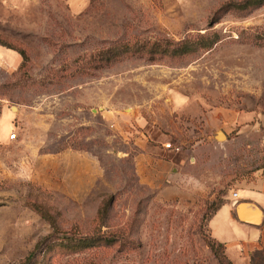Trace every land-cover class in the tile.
<instances>
[{
    "label": "rangeland",
    "instance_id": "obj_1",
    "mask_svg": "<svg viewBox=\"0 0 264 264\" xmlns=\"http://www.w3.org/2000/svg\"><path fill=\"white\" fill-rule=\"evenodd\" d=\"M243 1L0 0V264H232L207 216L264 176V3ZM209 39L181 55L152 48ZM121 114L195 178L189 202L137 182ZM35 146L88 149L103 177L82 201L43 189L26 171ZM84 236L114 242L63 245Z\"/></svg>",
    "mask_w": 264,
    "mask_h": 264
},
{
    "label": "crops",
    "instance_id": "obj_2",
    "mask_svg": "<svg viewBox=\"0 0 264 264\" xmlns=\"http://www.w3.org/2000/svg\"><path fill=\"white\" fill-rule=\"evenodd\" d=\"M126 119L123 114L115 116V126L121 131L124 142L128 143V134L133 135L131 159L137 182L162 202H189L195 193L191 183L195 178L180 170L181 163L171 159L167 155L168 150L151 145L142 131L135 129L137 134H134L124 123ZM28 129L26 126L21 128L23 132ZM3 137L11 142L7 134ZM20 141L23 144L25 136ZM27 153L29 179L43 189L63 194L74 201L87 198L104 174L100 158L88 149L66 147L44 153L35 146L27 148ZM241 188L243 193L239 191ZM233 192L237 193L236 197L231 193L207 219L209 235L224 245L225 254L232 264H264V176H254ZM238 202L248 203L242 216L249 221L254 218L255 206L259 207L262 212L260 223L241 222L235 211Z\"/></svg>",
    "mask_w": 264,
    "mask_h": 264
},
{
    "label": "trees",
    "instance_id": "obj_3",
    "mask_svg": "<svg viewBox=\"0 0 264 264\" xmlns=\"http://www.w3.org/2000/svg\"><path fill=\"white\" fill-rule=\"evenodd\" d=\"M264 3V0H244L243 2H241L240 4H235L236 8L239 9H245L249 6H257V5H261ZM215 40L214 39H209L206 40V42H204L203 44H195V43H185L182 45H178L174 48H168V47H162V48H158L159 50H157V46L153 45L152 48L156 49V51H161V52H168V53H164V54H168L170 53V55H181V54H185V53H189V52H194L197 50L198 47H203V48H210L213 44H214ZM130 47H123V48H110L109 50H107L106 54V59H111L116 57L118 54L120 53H125L127 52V50ZM18 53L20 54L22 61H21V65L24 64V62L26 61V55L24 54L23 51H18ZM223 202V201H222ZM221 202V203H222ZM108 203L109 200H103L101 202V207L98 209L97 211V215H99V217L104 218L105 215H107L108 212ZM221 203L216 206L214 208V210L207 216V219H209V217L218 209V207L221 205ZM212 243L217 244V246H221L223 248V250L225 251L224 245L221 243H218L217 241H215L211 236H210ZM70 240V239H69ZM68 240V241H69ZM66 242L65 244H63L64 246H66L69 249H84V248H89V247H93L99 244H111L114 242L113 238H98V237H94V236H84L83 238H80L77 241H71V242ZM213 246V245H212ZM259 256V258L261 259L262 256L260 257V255L257 254V257ZM30 259V257L28 258V260ZM27 260V261H28ZM22 264H27V263H22Z\"/></svg>",
    "mask_w": 264,
    "mask_h": 264
},
{
    "label": "water",
    "instance_id": "obj_4",
    "mask_svg": "<svg viewBox=\"0 0 264 264\" xmlns=\"http://www.w3.org/2000/svg\"><path fill=\"white\" fill-rule=\"evenodd\" d=\"M214 137H215L216 140H220L222 138L226 139L225 133L223 131H221V130H217ZM247 204L248 203H246V202H238L236 204V210L235 211H236L237 218L241 222H247V223H250V224H259L260 221H261V213L262 212H261V209L259 207H257V206H255V208L253 209V217L254 218H253L252 221H249V220L244 218L245 216L244 217L242 216V214L245 213L244 209H245Z\"/></svg>",
    "mask_w": 264,
    "mask_h": 264
},
{
    "label": "built area",
    "instance_id": "obj_5",
    "mask_svg": "<svg viewBox=\"0 0 264 264\" xmlns=\"http://www.w3.org/2000/svg\"><path fill=\"white\" fill-rule=\"evenodd\" d=\"M16 137H17V134H16L15 132H12V133H10V134L8 135V139H9L11 142L17 140ZM169 146H170L169 143H166V144H165V147H169ZM236 195H237L236 192H232V196H233L234 198L236 197Z\"/></svg>",
    "mask_w": 264,
    "mask_h": 264
},
{
    "label": "bare ground",
    "instance_id": "obj_6",
    "mask_svg": "<svg viewBox=\"0 0 264 264\" xmlns=\"http://www.w3.org/2000/svg\"><path fill=\"white\" fill-rule=\"evenodd\" d=\"M222 139H224V138H222ZM249 219V218H248ZM252 221V220H251Z\"/></svg>",
    "mask_w": 264,
    "mask_h": 264
}]
</instances>
